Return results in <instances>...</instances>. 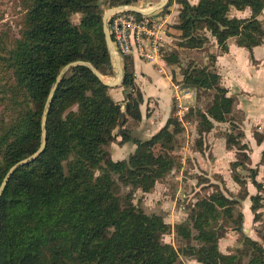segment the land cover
Instances as JSON below:
<instances>
[{"label": "trees", "instance_id": "16d2710c", "mask_svg": "<svg viewBox=\"0 0 264 264\" xmlns=\"http://www.w3.org/2000/svg\"><path fill=\"white\" fill-rule=\"evenodd\" d=\"M23 1L19 36L0 57L4 72L0 78V184L13 164L38 150L43 107L66 64L90 62L101 75L113 73L99 0ZM137 2L118 0L119 5ZM172 2L177 6L175 27L183 47L202 48L209 41L205 32L215 39L220 53H227V41L233 37L249 51L264 43V26L257 18L264 0H198L194 4L169 0L162 11ZM231 7L249 8L251 15L230 17ZM72 14L80 15L78 23L72 22ZM216 56L210 55L209 67H187L180 79L193 89L215 91L210 106L196 111L199 133L208 132L213 122L237 127L232 117L234 99L219 83ZM166 60L177 61L172 55ZM131 62L122 66L126 104L113 99L110 87L85 65L72 67L57 84L46 117L44 151L15 170L0 198V264H176L180 256L199 264H242V254L248 257L246 264H264L261 242L242 228L243 213L234 207L238 200L220 191L197 200L188 216L173 227L162 215L148 214L134 203L136 190L151 192L177 166L173 140L179 127L170 117L144 141L117 132L125 122L123 105L132 125L141 117L142 97L136 93L133 98ZM118 136L119 144L133 140L136 148L127 159L113 161L108 148ZM262 138L257 137V142ZM228 143L238 150V158L230 163L233 180L244 184L234 171L247 169L251 183L260 190L257 170L244 162L250 160L247 144L231 136ZM123 188L128 191L123 193ZM249 199L255 220L261 201L257 194ZM224 218L243 234L242 248L235 254L218 248L222 231L216 224ZM171 229L185 242L182 247L163 241ZM259 236L264 242V232Z\"/></svg>", "mask_w": 264, "mask_h": 264}, {"label": "rangeland", "instance_id": "374dc122", "mask_svg": "<svg viewBox=\"0 0 264 264\" xmlns=\"http://www.w3.org/2000/svg\"><path fill=\"white\" fill-rule=\"evenodd\" d=\"M99 1L103 14L107 10L120 6L118 0ZM161 1L162 0H138V2L133 5L137 6L141 11L146 12L148 10L151 11V9L155 8V5H158ZM168 1L169 0H167V3ZM188 1L194 4L197 3L198 0ZM145 3H148L147 6L144 5ZM163 7L159 11H156L151 17L158 23L164 21L163 27L165 37L164 44L161 48L162 58L166 64V70L169 76H171L173 81L182 83L180 79L184 69L187 67H209V65L212 64L210 55H217L220 53V50L216 45L215 39L211 37L208 32H205V34L209 41L202 48L191 49L183 47L178 35L179 32L175 27L177 22V6L172 2L168 10L162 11ZM24 14L25 9L23 0H0V57L5 55L6 50L10 48L13 40L19 36ZM250 15L251 11L249 8L238 11L231 7L229 11L230 17L248 18ZM257 18L264 26V9ZM79 19V14L71 15L72 22L78 23ZM227 44L231 46L236 45L237 50L240 52L236 60L238 64H241V66L239 65V71L241 73L245 74L249 69L247 62L257 64L253 56L252 59L250 58L252 55L251 53L246 59L244 53H246L248 49L238 47L234 37L229 38ZM169 55L174 56L177 61L174 63L167 62L166 59ZM132 59L133 58L130 57L119 59V67L123 66V62L129 64ZM111 60L113 64V73L111 76L102 75V79L112 84L109 86L110 88H117L121 86V82L116 80L119 67L115 65L112 58ZM261 67L263 70L264 67ZM1 68L0 59V78L4 75ZM250 80L255 82V77L250 78ZM219 83L221 84L220 76ZM262 88L263 87L257 86L255 90L260 92ZM193 90V103L188 104L190 107L189 110L192 109V112L189 115L186 113L182 117V120L178 119L175 101L172 95L171 118L175 120L179 127V132L175 134L173 140V154L178 158L177 166L163 181H161V183H163L161 187L158 186L160 194L158 193L159 196L157 199L155 197H153V199L148 198L146 193H141L139 190H136L134 193V203L142 207L148 214L156 213L162 215L165 222H167L166 218L169 216V223L171 227H173L175 223L184 220L188 216L190 209L197 200L208 196L212 192L220 191L223 195L238 200V203L234 206L235 209L241 210L243 216L246 215L247 218L248 216L250 217V225L242 223L245 234L249 235L252 239H258L264 248V242L259 236L264 232V126H256L252 122H246L243 108H240L239 97L235 96L237 92H231L228 93V95L234 99L232 117L237 127L233 129L229 122H213V127L208 132L199 133V119L196 111H205L208 106H210L215 91L208 89ZM133 98H136V92L133 93ZM124 103H126L125 100ZM2 107L3 106L0 105V112ZM121 109L124 112V116H126L125 106L123 105ZM260 112L262 113L263 110ZM258 116H260V113ZM260 117L263 118L264 113ZM129 118L128 126L130 127L133 126V121L130 116ZM255 133L258 134V136H256ZM230 136L247 144L248 150L246 153L250 157V160L244 162L247 168L249 167L257 170L256 180L262 184L260 190H257L251 183L248 177L250 172L247 169L237 168L234 171L236 175L241 176L244 180V184H238L233 180V172L230 163L238 158V150L236 146L228 143V138ZM257 137H263L262 141L258 143L256 140ZM249 187L251 192L249 191ZM126 191H128V188L122 189L123 193ZM245 192H247L248 195L243 198L242 196ZM254 194L259 195V200L261 201L260 205H262L256 212L255 220L254 213L251 209V201L249 199L250 195ZM234 225L235 223H233L232 220L226 218L217 221L216 227L219 228V231H222V237L218 240V248L224 254H235L237 249L242 248L241 240L243 234L242 232L234 230ZM163 241L171 244L174 248L182 247L185 244L183 240L174 234L173 229H171L170 233L163 236ZM191 244L197 245L194 241H191ZM247 260L248 257L242 254V264H246ZM176 264L199 263L190 257L180 256Z\"/></svg>", "mask_w": 264, "mask_h": 264}, {"label": "crops", "instance_id": "0c3cea01", "mask_svg": "<svg viewBox=\"0 0 264 264\" xmlns=\"http://www.w3.org/2000/svg\"><path fill=\"white\" fill-rule=\"evenodd\" d=\"M250 53L257 64L247 62L249 69L245 74L239 71V65L241 66V64H238L236 58L240 52L237 50L236 45H228L227 53L217 54L216 69L220 76V85L228 89V93L237 92L236 95H233L239 97L240 108H243L246 122H252L256 126H264V117H260L264 113V69L262 70L261 67H264V43L252 47L250 51L248 50L244 53L246 59ZM131 63L134 77V92L139 93L142 97V102L139 104L141 117L136 125L129 127L130 118L126 114V120L117 129V132H126L132 139L143 141L157 133L171 117L173 103L172 92L169 81L157 73L153 65L149 62L135 57L132 59ZM252 77H255V82L250 80ZM257 86L263 87L260 92L255 90ZM109 92L115 100L124 101L123 87L118 86L117 88H110ZM186 102L187 104H192L193 97L186 99ZM261 110H263L262 113L260 112ZM259 113L260 116H258ZM119 140L120 136H118L108 148L110 157L113 161L127 159L136 148V144L133 140H128L123 144H119ZM162 183H156L153 191L151 193H146V196L151 199H153V197L157 199L160 194L158 186L161 187ZM249 191L251 192L250 187ZM166 220L167 223H169L170 217L167 216ZM249 220L250 217L248 216L247 218L246 215H244L243 224L250 225Z\"/></svg>", "mask_w": 264, "mask_h": 264}, {"label": "built area", "instance_id": "2783aa9c", "mask_svg": "<svg viewBox=\"0 0 264 264\" xmlns=\"http://www.w3.org/2000/svg\"><path fill=\"white\" fill-rule=\"evenodd\" d=\"M147 4L144 5L147 6ZM110 10L112 12L107 19V26L115 48V55L119 59L137 57L151 63L155 70L169 81L176 113L178 119L182 120L190 108L186 99L193 97L194 90L189 86L173 81L167 73V67L161 53L165 37L164 21L158 23L152 19L151 16L156 12L137 17L135 15L137 13L116 7Z\"/></svg>", "mask_w": 264, "mask_h": 264}, {"label": "water", "instance_id": "95a60500", "mask_svg": "<svg viewBox=\"0 0 264 264\" xmlns=\"http://www.w3.org/2000/svg\"><path fill=\"white\" fill-rule=\"evenodd\" d=\"M166 3H167V0H162L161 3H159L158 5H155V8L151 9V11L148 10L146 12L141 11L137 6H135L133 4L120 5V6L116 7V8L117 9H121V10L131 11V12H134V13H137V14H140V15H149L152 12L159 11L163 6L166 5ZM111 12H112V10H107L102 15L103 33H104V38H105V42H106L110 57L114 60L115 65H117L119 67V58L115 55V52H114L115 48H114V45H113L111 34H110L108 26H107V19H108L109 15L111 14ZM76 65H85V66H87L89 69H91V71L104 84H106L107 86H111L112 85L110 83L105 82L102 79V75L99 73V71L90 62L73 61V62H70V63L66 64L60 70L59 74L56 77L55 82L52 84V86H51V88L49 90L47 99H46L44 107H43V111H42V115H41V121H40V124H41V138H40L39 148L34 154H32V155H30V156H28V157L16 162L15 164H13L8 169V171L4 175V177H3L2 181H1V184H0V198H1L2 193H3V191H4L5 187H6L7 182L9 181L11 175L15 172V170H17L21 166L29 164L30 162L35 160L39 156V154H41L44 151L45 145H46V129H45L46 117H47V114L49 112V107H50V104H51V101H52V98H53L54 91H55V89L57 87V84L59 83V81L63 77V75L68 70H70L72 67H74ZM122 71H123V67H119V69L117 71V79L116 80H119L120 82H122Z\"/></svg>", "mask_w": 264, "mask_h": 264}]
</instances>
